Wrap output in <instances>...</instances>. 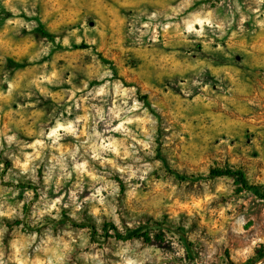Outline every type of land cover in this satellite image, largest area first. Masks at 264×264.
<instances>
[{
  "label": "rangeland",
  "instance_id": "rangeland-1",
  "mask_svg": "<svg viewBox=\"0 0 264 264\" xmlns=\"http://www.w3.org/2000/svg\"><path fill=\"white\" fill-rule=\"evenodd\" d=\"M0 264H264V0H0Z\"/></svg>",
  "mask_w": 264,
  "mask_h": 264
},
{
  "label": "trees",
  "instance_id": "trees-1",
  "mask_svg": "<svg viewBox=\"0 0 264 264\" xmlns=\"http://www.w3.org/2000/svg\"><path fill=\"white\" fill-rule=\"evenodd\" d=\"M210 173L211 175H214V176L234 175L235 177H237V180L242 185H246V179L244 178V175L239 171H235L230 168H225V169H213L210 171ZM137 235H138L137 232H128L127 236H124L118 233L116 234V237L121 238V239H125L126 237L127 239V238L136 237ZM144 237H147V234H145Z\"/></svg>",
  "mask_w": 264,
  "mask_h": 264
}]
</instances>
